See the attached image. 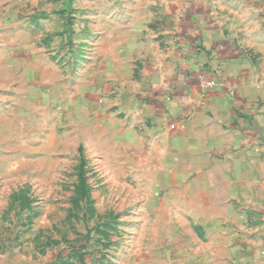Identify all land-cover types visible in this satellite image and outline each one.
I'll return each mask as SVG.
<instances>
[{
  "label": "rangeland",
  "instance_id": "374dc122",
  "mask_svg": "<svg viewBox=\"0 0 264 264\" xmlns=\"http://www.w3.org/2000/svg\"><path fill=\"white\" fill-rule=\"evenodd\" d=\"M147 1L0 0V264H245L263 246L264 149L238 132L202 159L144 110L165 51Z\"/></svg>",
  "mask_w": 264,
  "mask_h": 264
},
{
  "label": "crops",
  "instance_id": "0c3cea01",
  "mask_svg": "<svg viewBox=\"0 0 264 264\" xmlns=\"http://www.w3.org/2000/svg\"><path fill=\"white\" fill-rule=\"evenodd\" d=\"M146 4L157 37H165L164 54L144 72L151 76L143 100L150 120L182 125L175 138L202 159L212 144L221 149L215 155L234 148L238 132L241 147L264 149V0ZM259 244L264 251V236ZM258 251L245 264H264Z\"/></svg>",
  "mask_w": 264,
  "mask_h": 264
},
{
  "label": "built area",
  "instance_id": "2783aa9c",
  "mask_svg": "<svg viewBox=\"0 0 264 264\" xmlns=\"http://www.w3.org/2000/svg\"><path fill=\"white\" fill-rule=\"evenodd\" d=\"M206 86H208V85H206ZM175 125L177 126L178 124L177 123H172L171 127H174Z\"/></svg>",
  "mask_w": 264,
  "mask_h": 264
}]
</instances>
